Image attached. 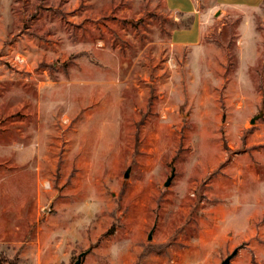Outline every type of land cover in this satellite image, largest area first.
<instances>
[{
	"label": "rangeland",
	"instance_id": "obj_1",
	"mask_svg": "<svg viewBox=\"0 0 264 264\" xmlns=\"http://www.w3.org/2000/svg\"><path fill=\"white\" fill-rule=\"evenodd\" d=\"M199 1L0 0V264H264V1Z\"/></svg>",
	"mask_w": 264,
	"mask_h": 264
},
{
	"label": "crops",
	"instance_id": "obj_2",
	"mask_svg": "<svg viewBox=\"0 0 264 264\" xmlns=\"http://www.w3.org/2000/svg\"><path fill=\"white\" fill-rule=\"evenodd\" d=\"M264 0H215V7L219 10L228 6H250L260 5ZM167 7L178 13L193 15L194 21L189 28L174 29L171 34L172 46L194 47L201 41L202 34V6L199 0H165Z\"/></svg>",
	"mask_w": 264,
	"mask_h": 264
},
{
	"label": "water",
	"instance_id": "obj_3",
	"mask_svg": "<svg viewBox=\"0 0 264 264\" xmlns=\"http://www.w3.org/2000/svg\"><path fill=\"white\" fill-rule=\"evenodd\" d=\"M255 121V119H252V122H254ZM130 167L126 170V172H125V177H129V173H130ZM174 174L175 173H173L168 179H167V181L165 182V186H168V185H170V183H171V181H172V179H173V177H174ZM48 209H50V207L48 206L47 208H46V210H48ZM155 226L156 225H154V227L152 228V230L150 231V233H149V235H148V239L149 240H151L152 238H153V231H154V229H155ZM236 252H237V249H235L230 255H228L222 262H221V264H229L230 263V261H231V259L234 257V255L236 254ZM86 253H87V251H83V252H81L79 255H78V257H77V259H76V261H75V263L74 264H82V260H83V257L86 255Z\"/></svg>",
	"mask_w": 264,
	"mask_h": 264
},
{
	"label": "trees",
	"instance_id": "obj_4",
	"mask_svg": "<svg viewBox=\"0 0 264 264\" xmlns=\"http://www.w3.org/2000/svg\"><path fill=\"white\" fill-rule=\"evenodd\" d=\"M180 14L186 16L185 17L186 19H184V21L181 22V23H176L175 26H174V19H173L172 22H171L173 30L174 29H178V28H189L192 25L193 21H194V16L193 15H185L183 13H180Z\"/></svg>",
	"mask_w": 264,
	"mask_h": 264
}]
</instances>
